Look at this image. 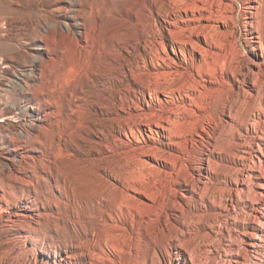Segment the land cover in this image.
Masks as SVG:
<instances>
[{"label": "rangeland", "instance_id": "obj_1", "mask_svg": "<svg viewBox=\"0 0 264 264\" xmlns=\"http://www.w3.org/2000/svg\"><path fill=\"white\" fill-rule=\"evenodd\" d=\"M176 3L177 0H0V178L6 196L12 192L7 198L8 203L0 204V264H44L46 260L54 258V249H49L53 255L49 259L46 251L31 238L20 239L15 249L6 250L8 240L15 235L17 227L8 219L16 213L34 215L37 222L23 217L18 219L19 224L27 220V223L39 226L40 230L33 234L34 237L52 234V229L46 225V214H54V219L64 230L75 234L74 224L72 228L68 217L73 215V221L76 220V212L73 210L72 214L68 198L57 189L56 185L62 182L53 169L39 171L38 176H43V179L38 177L40 183L35 187L46 190L50 197L49 206L42 207L39 203L35 205L36 211L28 208V199L24 194L36 196V192L34 187L13 182L9 176L10 159L16 162L20 159L8 148L11 138L25 136L24 129L34 136L50 137L53 146L66 154L69 163L96 167L98 172L93 177H98L99 181L96 180L102 188L108 182L121 185L116 179V169L120 167L119 151L124 150L119 141L126 140L124 132L127 127L123 119L129 115L128 112L137 113L140 106L148 109V91L133 74L155 70L151 60L157 53L174 56V42L168 30L175 29L171 23L180 20ZM235 4L241 10L242 0H235ZM182 14L185 18L191 15L189 12L188 15L185 12ZM201 22L226 30L218 22L205 19L180 24L194 26ZM236 24L232 26L234 38H228L232 40L226 41L219 49L221 55L216 61L217 75L213 76L217 78L203 76L207 79L202 80L211 88L233 92L248 89L249 77H256L251 73L255 71L257 74L259 63L264 67V43L258 46L251 44L245 39L242 19L238 18ZM177 50L180 52L178 46ZM230 66L235 72H228ZM163 67L167 69L165 64ZM181 71L196 73L192 67L178 68L175 83L179 85L183 81ZM260 73L262 77L259 78L264 79V73ZM183 94L184 91H181L173 95L176 102L174 109L181 119L188 117L187 120H190L186 109L185 113L182 110L186 105L191 108ZM159 96L161 99L164 97L162 93ZM138 127L148 139L149 129L142 125ZM212 135L217 138L218 146L220 135L216 132ZM175 139L181 140L183 147H190L195 152L187 156L176 146L161 145L166 152L165 158L173 156L169 160L176 162L177 170L167 166L164 159L165 162L145 157L149 160L146 170L152 171V175H148L150 187L157 194H164L171 208L173 201L181 200L182 192L192 195L189 193L190 184L199 188L203 197L193 195L191 203L183 204L181 200L182 207L178 204L180 209L166 210L174 223V231L170 232L172 237L164 242V249L157 248V264H264V255H260L261 252L264 254V216L254 211L259 204L253 205L250 200L256 194L258 185L264 181V156H255L249 143L246 148L244 145L236 151L239 155H231L217 154L212 150V144L209 145L206 140L200 141L196 135H189L184 140ZM164 141L169 142L168 139ZM208 146L211 150H208ZM177 154H181L180 158ZM206 156L213 160L211 168L214 173L202 169ZM123 167V170L128 168ZM182 173L185 175L182 176ZM9 182L13 185H9ZM136 195L146 203L151 202ZM91 207L94 205L91 204ZM111 211L114 215L115 210ZM111 211L100 213L93 209L95 221L87 219L84 222L88 227L92 221L96 229L91 228L82 236L76 233L79 239L91 245L103 244L100 231L105 221H111L108 215ZM39 212L44 214L42 218L37 215ZM124 218L121 223L131 227ZM250 232L260 246L251 247L246 243V235ZM76 250L72 247L74 253L82 249ZM9 252H13L11 257ZM83 258L82 261H87V258ZM106 263L112 264L109 261ZM118 263L143 264L128 257L120 259Z\"/></svg>", "mask_w": 264, "mask_h": 264}, {"label": "bare ground", "instance_id": "obj_2", "mask_svg": "<svg viewBox=\"0 0 264 264\" xmlns=\"http://www.w3.org/2000/svg\"><path fill=\"white\" fill-rule=\"evenodd\" d=\"M176 4L178 5L177 12L180 13L178 16L180 17V22H195L199 19L212 20L221 24L226 30H221L217 25L211 23L202 24L201 22L199 25L189 26L181 25L179 21L175 22V24L170 21L175 26V29L168 30L174 42L172 48L174 56L166 57L157 53L154 55L155 58L151 60L155 70L134 73L136 76L133 74V77L138 79L140 81L139 83H142L148 91L149 96L146 99L148 109H143L140 106V108L138 107L139 111L137 113L128 112L129 115L127 114L128 116L123 119V123L127 127L124 132L126 140L119 139L120 146L122 148L124 147V150H118L121 158L118 159L120 161V167L118 170L116 169L118 173L116 179L119 180L121 185L108 182L109 184H103L104 186L102 188L96 180L98 177H93L98 172L96 167L69 163L66 154L53 146L50 137H42L41 135L34 136L30 134L29 130L24 129L25 136L11 138L12 140L8 148L20 157L18 162L12 160L13 158L10 159L11 173L9 176L13 179V182L26 185L28 188H35L36 184L40 183L38 177H43L38 176L39 171L48 172L53 169L56 172L57 178L62 182V186L59 183L60 185L57 184L56 187L60 193L68 198V207L72 211V214L73 210L76 212V220L74 219L73 221V215L68 217L72 228L74 224L75 234L73 235L72 232L63 229L59 221L54 219V214H46L45 220L47 223H45L52 229V234L45 235V233L44 236L34 237L33 234L40 230L38 228L39 226H34V223L31 222L27 223V220L23 221L25 223H18L20 217L37 222L34 215L16 213L14 216H9L10 218L8 219L11 224H15L17 227L15 228V235L12 236L10 241L8 240L7 248L4 246L6 250L10 251L15 249V244L20 239L31 238L46 251L49 259L53 258L49 249H54L53 260H46L44 264H107V261L112 264H119V260L124 257H128L132 261L142 262L143 264H157V248L162 247L164 249V242L172 237L170 232L174 231L172 230L174 223L171 220L169 211H166L168 208H171V203L169 202L168 204V201L166 202L164 194L159 195L150 187V178L148 175H152V171L146 170V164H149V160L145 157H153L157 160L164 159L166 165L172 166V169L175 170L176 162L169 160L173 156L170 155L172 157L165 158L164 155L166 152H164L161 145L164 144L169 147L176 146L178 150L182 151H180L181 153L185 152L188 156V154L195 151L192 152L193 149L190 147H183L182 141L179 139L176 140L175 138H183L184 140L189 135H196L200 141H208L209 145L212 144V150L217 154L239 155L236 151L240 147H244V145L246 148V145L249 143L248 145L253 149L255 156H264V84H260L264 82V79L259 78L261 76L259 75L261 74L260 72L264 73V67L259 65L261 63L256 64L257 74L255 71L251 73L256 75V77H249V88H241L242 90L238 92L211 88L204 82L205 80H202L207 79L203 77L204 74L213 79L217 78L213 76L217 71L216 61L219 60L221 55L219 49L222 47V44H225L226 41L228 42V38H234L235 31L232 26L237 23L238 18L242 19L245 39H248L254 46L263 45L264 0H242L243 5L241 10L237 8L235 0H177ZM182 12H185L186 15L189 12L191 15L185 18ZM231 43L233 44V42ZM177 46L180 48V52L177 50ZM175 59L178 61L176 62ZM224 62H226L225 59ZM262 63L264 64V57H262ZM163 64L167 66V69L163 67ZM171 64H174L175 67ZM232 65L234 66V64ZM231 66L227 69L229 73L231 70L233 71ZM180 67L185 69L192 67L196 73H185V71H181L183 73L179 74H181V77L183 76V79H181L183 81L179 85L175 83V75ZM219 71L221 72L222 69ZM259 79L260 81L261 79L263 80L260 82L258 81ZM181 91H184L183 96L187 98L189 103L187 104L191 107L187 108L186 105V108L182 109L183 112L186 109L191 116L190 120H187L188 117L181 119L178 115L179 113H176L174 109L176 102L172 97L176 92L181 93ZM161 93L164 95L162 99L159 98ZM183 116L186 117L185 115ZM139 125L149 129L150 134H148V139L143 136L141 129L138 127ZM214 132L220 135L219 147L216 146V143H218L217 138H214L215 135H212ZM165 139H168L169 142L166 143L164 141ZM209 147L208 150H211ZM180 156L181 154H177L178 158ZM258 160L262 161V158L258 157ZM124 162L125 165H123ZM212 162L211 157L206 156L203 165H201L202 169L208 173L213 172L211 168ZM122 166H128V168L123 170L124 167L122 168ZM262 170L264 174V166H262ZM1 183L2 179L0 178V204L2 202L7 204V198L12 192L9 190L10 192L6 196V192ZM195 187L194 184H190L189 193L192 194L190 196L183 192L181 193L183 204L184 202L191 203L193 195L199 196L200 198L203 197L198 191L199 188L197 187L198 189H196ZM35 192L36 196L24 194V197L28 199V204L26 203L28 208L36 211L37 208L35 209V205L39 203L42 204V207H48L50 197L47 196L46 190H38L35 188ZM136 194L151 200L152 203H146V200L143 201ZM260 195H264V181L258 185L256 194L250 199L253 205L256 203L259 204L254 211L264 216V197L261 198ZM181 200L173 201L171 209H180L182 207ZM91 204L94 207H91ZM62 205L64 206V204ZM93 209H96L100 213L108 210L111 211V209L115 210L116 215H113L112 213L114 212L112 211L108 212L109 214L107 213L111 221H105L103 223L104 228L100 231L103 244L91 245L86 241H82L76 235L77 233L82 236V234H86L91 228L96 229L92 221L91 226L88 227L84 222L87 219L95 221ZM37 215L42 218L44 214L39 212ZM123 216L125 217L124 219L130 222L129 225L131 227L121 223ZM246 238V243L249 246H260L254 240L251 232L246 235ZM48 239H50V242H48ZM72 247L76 248V251L78 249L82 250L74 253L75 250L72 251ZM28 250L29 252L32 251L30 249ZM108 252L113 256H110ZM8 254L11 257L13 252H9ZM15 255L13 256L15 257ZM260 255L263 257L264 254L261 252ZM83 257L87 258V261H82ZM12 258L10 259L12 260ZM43 261L44 259L42 258ZM31 263L33 264V262ZM34 264H37V262H34Z\"/></svg>", "mask_w": 264, "mask_h": 264}]
</instances>
